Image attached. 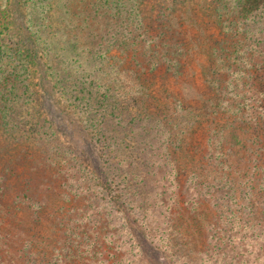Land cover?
Listing matches in <instances>:
<instances>
[{
    "label": "rangeland",
    "instance_id": "obj_1",
    "mask_svg": "<svg viewBox=\"0 0 264 264\" xmlns=\"http://www.w3.org/2000/svg\"><path fill=\"white\" fill-rule=\"evenodd\" d=\"M15 1L0 0V3L9 5ZM47 1L25 0L32 15L27 20H33L32 24L27 21L26 25L34 28L38 22L37 37L41 41L35 43V48L37 54L49 56L47 63L34 65L35 70L27 72L25 66L10 62L1 66V70L17 69L18 79L42 87L44 98L41 97V101L37 98L34 104L30 102L32 106L36 104L35 111L29 107L31 112H37L36 117L23 118L21 115L19 119L26 124L34 120L40 122L45 129H39L40 135L48 134L54 144L69 152L66 161L69 167L64 174L70 190L66 193L68 199L64 201V208L72 222L80 219L81 224L87 226L80 230V237L83 234V240L96 244L92 247L99 251L96 254L99 264L103 261L115 264L120 253L124 263L130 258L142 264H195L199 257L191 254V247L212 250L209 259L214 258L215 263L222 260L226 264H264V196H249L243 189L222 195L220 184H214L212 191L198 190L188 174L167 179L163 176V160L167 157L165 162H168L169 156L175 154L170 143L165 142L162 126L154 128V122L162 124L164 116L158 112L163 105L162 88L173 94L167 101L172 106L174 99L180 97L189 103L200 98L207 69L213 74L212 81L216 82L210 84L222 89L225 96H231L229 93L235 90L226 84L231 83L233 76L239 77L241 84L243 80L246 84L255 78L259 67L252 68L249 64L264 62L261 59L264 58V18L261 13L244 18L238 16L235 10L240 0H187L183 5L172 0H145L142 21L155 26L159 23L160 28L151 31L152 36L162 27L169 28L164 22L168 13L182 18L173 20L179 24L178 40L167 38L171 42L165 56L168 61L156 65L154 71L146 75L149 80L145 83L138 77H144L140 67L148 64L149 57L142 49L144 39L138 38L142 35L136 37L129 19L110 15V12L109 17L104 18L100 9L80 2V6L65 8L63 15L57 14L60 8L57 12L55 9L60 18V26L56 29L43 18L39 19L41 11L37 12V9ZM32 5L34 9H31ZM226 13L231 18L224 23V34L221 32V36H217L220 32L214 16ZM9 17L12 25L5 32L10 33L8 29L14 28V38L6 36L7 43L18 40L21 52L25 44L31 43L33 31L30 28L22 31L21 14L17 11H12ZM52 22H55L54 15ZM62 25L66 28L62 29ZM230 31L231 39L225 34ZM210 36L218 40L215 42ZM172 40L176 42L172 43ZM133 42L136 44L132 45ZM107 46H110L107 54L110 59L107 57L105 66L92 71L93 65L98 67L97 63H91L99 58L95 48L101 50ZM208 52L215 54L213 62H208ZM131 53L140 62L139 67L132 63L129 64L132 68L121 66L113 59L127 55L128 59L134 60ZM168 66L178 67L179 74L174 76L173 68L169 70ZM149 83L152 85L148 91ZM84 84L86 88L80 90ZM153 97L158 98L159 107L154 104ZM240 98L236 97L237 100ZM96 131L105 134L93 137ZM37 136L34 135L35 141ZM76 148L89 149L88 156L95 158L96 150H101L98 165L101 168L103 164L104 172L97 175L91 171V180L80 156L73 153ZM31 150L32 153L39 149L34 145ZM106 152L112 155L107 157ZM125 164L134 166L133 177ZM88 168V172L93 169L92 166ZM228 187L222 186L224 192L230 190ZM219 189L221 191H217ZM198 201L212 214L213 219L208 218L214 224L212 232L207 231L209 223H205L206 219L193 218L184 211L192 209ZM222 219L225 221L221 222ZM179 222L192 227H185L186 232L176 240V235L170 232ZM197 224L203 227L202 234L193 232ZM219 237L221 239L216 240ZM177 242H182L183 250L171 249V243Z\"/></svg>",
    "mask_w": 264,
    "mask_h": 264
},
{
    "label": "trees",
    "instance_id": "obj_2",
    "mask_svg": "<svg viewBox=\"0 0 264 264\" xmlns=\"http://www.w3.org/2000/svg\"><path fill=\"white\" fill-rule=\"evenodd\" d=\"M172 1H176L175 4L179 5L187 2V0ZM80 2L100 9L103 15H99L104 18L109 17L110 12V15L115 14L129 19L136 37L137 34L142 35L138 38L144 39L142 49L146 50V56L149 58L148 64L146 63L148 68L140 67L144 71V77L139 76V81L146 83L149 80L146 75L151 74L156 65L168 61L165 56L171 42H168L167 38L178 40L180 30L177 27L178 23L173 20L176 17L181 20L182 18L179 15L168 13L164 22L169 28L162 27L157 34L154 32L152 36L151 31L160 28L159 23L155 26L149 21L147 24L142 21L144 18L142 6L145 0H48L39 10L37 9V12L41 11L39 19L43 18L46 24L57 29L60 26V18L55 14V9L57 12V8H60V13L57 14L63 15L65 8L80 6ZM54 6L56 8H53ZM28 7L29 4L27 5L25 0H16L14 4L9 5L0 3V264H99L96 256L99 251L92 247L96 244L83 240V234H81L82 238L80 237V230L87 229V226L81 224L80 219L72 222L64 208V201L68 199L66 193L70 190L65 176V171L69 167L66 165L69 152L61 150L48 134L40 135L39 129L45 130L42 128L43 124L39 125L40 122L34 120L35 122L26 124L20 122L22 119H19L21 115L23 118L28 115L36 117L37 112H31V108L35 111L36 104L32 105L37 98L40 101L41 97L44 98L42 87L39 84H28L18 79L17 69L9 70V72L1 70V66L11 62L25 66V70L30 72L34 65L44 66L48 61L49 56L36 52L35 43L41 41L37 37L38 22L33 24L34 28L26 25L27 21H30V24L33 23V20H27L29 17L32 18ZM31 9H34V5ZM12 11L21 14L22 31H27L28 28L33 31L31 43L25 44L21 52L18 40L13 44L7 43L6 36L10 39L14 38V28L8 29L10 33L5 32V29L12 25L9 17ZM235 12L243 18L261 13L264 18V0H240ZM53 15L55 22H52ZM230 18L228 13L224 16H214L218 32H220L217 36H221L224 23L229 22ZM183 21L187 20L183 19ZM61 28L64 29L66 26L62 25ZM63 32L66 34L65 30ZM225 34L230 39L233 37L231 31ZM146 35L152 38H144ZM210 38L215 42L218 40L216 37L210 36ZM174 42L176 40H172V43ZM135 44L136 42L132 43V45ZM109 49L110 46L101 50L95 48L99 58L98 61L91 60V63H97L98 67L93 65L92 71L105 66L107 57L110 59L107 55ZM186 50L189 51V48ZM208 54V62H213L215 54L213 52H208ZM127 57V55L123 58L115 56L113 59L120 62L121 66L132 68L129 65L132 63L139 67L140 62L134 59L133 53L130 57L134 60ZM261 59L264 61V58ZM249 65L252 68L259 67L255 78L246 82V85L245 80L241 84L240 78L235 79L233 76L231 83L226 82L232 90L235 89L229 93L231 96H225L222 89L212 86L216 82L212 81L213 74H209L208 69L203 76V93L200 94V98L192 99L190 103L180 97L179 100L174 99L175 104L170 106L167 101L172 99L170 97H173V94L169 93L167 88L161 89L163 105L158 112L164 116L162 124L154 122V128L156 125L159 129L162 126L165 142L170 143L169 146L175 154L169 156L168 162H165L167 157L163 160L164 177L171 179L188 174L189 178L196 183L198 190L207 188L212 191L214 184H220L222 191L221 189L217 191H221L222 195L228 196L231 191L243 189L248 191L249 196H264V62L259 61ZM171 68L173 67L168 66L169 70ZM178 70V67L173 68L174 73L172 74L178 75ZM151 85V83L148 84V91ZM86 86L84 84L80 90H84ZM236 97L242 98L237 100ZM153 101L159 107L158 98L153 97ZM30 102L33 104L30 105ZM104 131L102 133L96 131L92 136L104 135ZM154 133L157 134V130H154ZM34 135H38L37 141ZM34 145L39 150L31 153ZM76 149L77 151L73 153L80 156V161L84 163L83 167L88 169L84 170L87 175L91 177L93 175L91 171L96 172L97 175L104 172L103 164L101 168L100 164L98 165L101 150L99 152L98 149L96 150L97 157L95 158L88 156L90 155L89 149L87 151ZM104 155L109 157L112 154L106 152ZM91 166L93 169L88 172V167L91 168ZM125 166L129 167L127 171L133 177L134 166L129 164ZM118 167L122 166L118 165ZM92 177L91 180H93ZM96 185L97 183L91 186ZM223 185H229L230 190L224 192ZM211 201L209 200V203ZM201 205V202H195L191 210L184 209V211L193 218L206 219L205 223H209L207 231L212 232L214 224L208 220L212 218V214L209 210L203 209ZM223 221L225 219L221 222ZM196 222L198 223L197 219ZM185 227L192 226L181 225V222L176 223L170 234H175L177 240V237H181L182 233L186 232ZM194 230L195 233H203V227L199 224L193 227V232ZM221 231L224 236L223 230ZM218 239L221 238L216 240ZM172 240L176 241L173 238ZM181 243H171L173 247L171 249L183 250ZM190 250L192 255L196 254L199 257V262L195 264H226L222 260L217 263L214 262V258L210 260L209 254L212 250L208 248L194 249L191 247ZM123 258L120 253L115 264H142L130 258L127 259L128 263H124ZM101 264L109 263L103 261Z\"/></svg>",
    "mask_w": 264,
    "mask_h": 264
}]
</instances>
